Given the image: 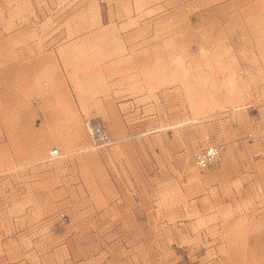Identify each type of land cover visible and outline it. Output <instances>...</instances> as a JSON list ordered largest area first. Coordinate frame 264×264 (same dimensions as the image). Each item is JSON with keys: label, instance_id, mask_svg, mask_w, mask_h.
I'll return each mask as SVG.
<instances>
[{"label": "rangeland", "instance_id": "1", "mask_svg": "<svg viewBox=\"0 0 264 264\" xmlns=\"http://www.w3.org/2000/svg\"><path fill=\"white\" fill-rule=\"evenodd\" d=\"M0 264H264V0H0Z\"/></svg>", "mask_w": 264, "mask_h": 264}, {"label": "built area", "instance_id": "2", "mask_svg": "<svg viewBox=\"0 0 264 264\" xmlns=\"http://www.w3.org/2000/svg\"><path fill=\"white\" fill-rule=\"evenodd\" d=\"M94 134L93 139L97 140L98 143L109 144L111 138L107 133L105 127L100 124H94L93 126ZM221 147L219 146H209L204 149H201L198 154L195 156V164L199 169H204L208 167L213 161L217 159L220 154ZM58 149H51L48 151V156L56 157L58 155Z\"/></svg>", "mask_w": 264, "mask_h": 264}, {"label": "bare ground", "instance_id": "3", "mask_svg": "<svg viewBox=\"0 0 264 264\" xmlns=\"http://www.w3.org/2000/svg\"><path fill=\"white\" fill-rule=\"evenodd\" d=\"M187 84H188V83H187ZM187 84H186V85H187ZM188 88H189V87H188ZM188 90H189V89H188ZM23 101H24V100H23ZM27 104H28V103H27ZM22 105H23V102H22ZM27 106H28V105H27ZM25 109H26V107H25ZM91 129H92V128H91V126H90V127L88 128V130H89L90 133H91ZM211 146H215V145H211ZM207 147H209V146H207ZM205 148H206V147H205ZM203 149H204V148H203ZM200 150H201V149H200ZM200 150H199L196 154H198V153L200 152ZM196 154L194 155V161H195V156H196ZM213 162H214V161H213ZM213 162H212V163H213ZM185 163H186V162H185ZM194 163H195V162H194ZM212 163H211V164H212ZM211 164H210V165H211ZM185 165H186V164H185ZM195 165H196V164H195ZM210 165H209V166H210ZM209 166H208V167H209ZM187 167H188V165L186 166V168H187ZM189 167H190V166H189ZM196 167H197V166H196ZM208 167H206V168H208ZM197 168H198V167H197ZM206 168H204V169H206ZM198 169H199V168H198ZM200 170H203V169H200ZM190 171H191V170H190ZM191 173H192V175H193V171H191ZM191 173H190V174H191Z\"/></svg>", "mask_w": 264, "mask_h": 264}]
</instances>
